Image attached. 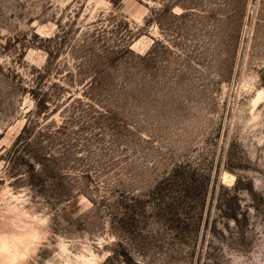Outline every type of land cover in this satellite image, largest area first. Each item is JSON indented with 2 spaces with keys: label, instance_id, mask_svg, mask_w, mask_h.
Listing matches in <instances>:
<instances>
[{
  "label": "rangeland",
  "instance_id": "374dc122",
  "mask_svg": "<svg viewBox=\"0 0 264 264\" xmlns=\"http://www.w3.org/2000/svg\"><path fill=\"white\" fill-rule=\"evenodd\" d=\"M0 264H264V0H0Z\"/></svg>",
  "mask_w": 264,
  "mask_h": 264
},
{
  "label": "bare ground",
  "instance_id": "6f19581e",
  "mask_svg": "<svg viewBox=\"0 0 264 264\" xmlns=\"http://www.w3.org/2000/svg\"><path fill=\"white\" fill-rule=\"evenodd\" d=\"M224 177L226 178V177H229V176H228V175H225ZM6 246H7V245H6ZM3 247H4V246H3ZM4 248H5V247H4ZM6 248H9V247L7 246ZM7 260H8V259H7ZM9 260H10V259H9ZM8 263H9V262H8Z\"/></svg>",
  "mask_w": 264,
  "mask_h": 264
}]
</instances>
